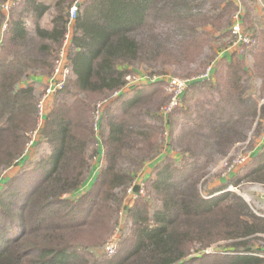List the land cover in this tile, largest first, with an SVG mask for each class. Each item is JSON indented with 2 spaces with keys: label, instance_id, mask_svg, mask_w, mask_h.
<instances>
[{
  "label": "trees",
  "instance_id": "16d2710c",
  "mask_svg": "<svg viewBox=\"0 0 264 264\" xmlns=\"http://www.w3.org/2000/svg\"><path fill=\"white\" fill-rule=\"evenodd\" d=\"M8 1L5 14L2 7ZM74 4L76 18L71 23ZM31 6L38 17L50 9L37 0H0V175L7 169L17 172L0 193V264H264V208L257 209L239 192L227 190L229 185L248 182L264 186V150L242 172L207 188L203 154L191 149L194 160L158 165L156 173L146 178V195L124 207L134 173L120 167V161L128 142L126 132L133 131L120 130L119 119L113 121L118 109L114 104L129 84V67L144 56L188 69L182 71L184 76L204 71L227 46L221 42L205 64L191 71L190 64L202 58L215 38L204 26L221 33L218 39L228 38L230 18L237 9L234 3L56 0L52 27L37 23L34 33L24 25ZM142 32H152L150 39L140 37ZM69 33L68 59L74 75L63 88L65 101L57 102L44 118L37 141L45 142L43 147L38 144L42 154L20 169L18 165L27 161L22 158L28 149L27 133L38 126V111L35 87L19 83L30 70L40 76L51 74ZM33 35L42 45L31 44ZM251 53V69L245 56L234 51L211 79L226 93L224 103L229 104L232 95L238 98L236 108L250 104L246 94L255 78L260 80L257 96L264 100V34ZM202 81H193L190 87L205 85ZM250 105L261 126L264 101ZM206 119L197 121L188 134L213 138L216 144L219 140L216 150L228 151L237 139L232 132L225 138L222 130H233L232 121L213 114L206 132ZM99 134L106 165L82 193L90 179L89 146ZM164 134L163 127L151 125L139 133L147 138L148 151L156 153L162 151ZM186 135L171 139L170 146H179ZM139 188L135 186L136 191ZM114 235L117 250L108 255L106 243ZM210 248L215 251L207 252Z\"/></svg>",
  "mask_w": 264,
  "mask_h": 264
},
{
  "label": "rangeland",
  "instance_id": "374dc122",
  "mask_svg": "<svg viewBox=\"0 0 264 264\" xmlns=\"http://www.w3.org/2000/svg\"><path fill=\"white\" fill-rule=\"evenodd\" d=\"M46 3L51 5L53 7L55 0H45ZM249 2H253L254 0H248ZM11 2L8 1V3L2 7V11L6 14V12L10 9V4ZM9 4V5H8ZM247 7V5H246ZM242 7H239L240 9ZM237 9V10H238ZM236 10V11H237ZM235 11V12H236ZM234 12V13H235ZM230 18V24L232 22V16ZM255 18V20H254ZM263 16L260 13H256L253 16V20L249 21L250 18L246 20V14L245 16L243 15L244 19V28L250 32L259 42V37H261V33L264 32V22L262 21ZM50 16L47 15L43 19V24L41 27L47 28L46 24L49 22ZM75 19H71V23ZM35 20H32L31 18H28L26 21V25L30 30L35 29ZM72 25V24H71ZM70 25V26H71ZM46 26V27H44ZM230 26V25H229ZM211 28L212 31H215L212 26H208ZM255 27H258V29H255ZM230 28V27H229ZM210 30V31H211ZM256 30V31H255ZM154 32V31H153ZM149 33H144L142 32L140 34V37H144L147 39H150V34ZM231 41V34L229 35L228 38H221V39H215L210 43V46L207 47L204 51V56H202L203 60H201V65L205 64L210 58V56L215 54V48L219 46L221 42L227 43V46L223 49L225 50ZM44 42H50V41H44ZM31 44L34 46L42 45V40L36 35H33V38L31 40ZM63 47V45H62ZM62 47L59 49L56 57L58 56L59 52L61 51ZM222 50V51H223ZM220 51L217 54V57L208 63V65L205 67L204 71L200 73H196L190 76H184L182 71H187L188 69L178 68L175 65L167 64L162 62L160 59H155L151 55H149V58L144 56V60L140 62L137 61L135 66L129 67L130 73L126 76L130 77V80H127L128 83L130 84H146L148 83H153L157 80L161 83V87L164 88L162 92L159 91V94L155 97V99L150 100L147 102V105H150L153 108H156V112L158 111L157 114L161 115L163 118V122H160V119H153L151 116L148 117V120L151 121L153 120L154 124H151L152 128H164L165 134H164V142H163V147L162 150H164L162 153H156L157 151H148V148L150 145H148V140L147 138H141V144L137 147V151H131L130 153H127L128 156H130L132 159H126L122 158L120 161V167H124L127 170H131L134 173V178L130 184V186L127 189V195L126 199L124 200V207L125 206H131L134 204V201H136L140 196H144L147 193L146 190V180L144 179V174L146 173V169L144 167V164H142L143 160L150 162L148 165L153 164L150 167V170H152L151 176H153L156 173V170L159 166H161L164 162L166 163L167 161H172L175 163H181L185 158H188V161L194 160L191 157V149L193 150H199L197 152H200L203 154L201 157V160H203L201 163L202 164H207V168L205 169L203 173V180H207L206 182V187L207 188H212L213 186L220 185L221 182H226L229 177L232 175H236L244 169L245 165L250 163L253 158L256 156L257 153L263 152L264 150V119L262 120L261 126H258V121L260 119L259 114H255L252 111V105H250L253 102H262L260 97L257 96L258 92V87L260 80L255 78L251 81L250 83V89L248 90V97L250 96V101L249 105H246L245 107H240L236 108L234 106V102L238 100L237 97L234 95L231 96L232 103L226 104L222 102L221 96L219 95L216 97V91L220 90V88H215V83L211 81L214 77H216V72L218 70L220 71L224 67V61L220 58ZM253 50L246 52L245 56V63L247 68L251 69L252 64H253V54L251 53ZM199 60V61H200ZM198 61V62H199ZM197 62V63H198ZM197 63H192L190 64V70L192 71L193 69H198L196 67ZM200 63V62H199ZM55 66H56V61H55ZM185 67H188L187 64L184 63ZM209 66H213L215 68L214 71L207 74V70ZM55 68L53 72L49 75H45L46 77V82L36 85V99H37V104L40 99L45 98V109L43 111L45 117L46 115L49 114V112L54 108V105L57 102L60 101H65L63 95V88L67 81L73 77L72 75L70 78L66 79L62 85V87H58L55 89V92L53 95L46 96V90H47V81L53 77L54 75ZM33 74H40L39 72H34V73H26L23 77L22 82L24 81H29L30 75ZM73 74V73H72ZM74 75V74H73ZM205 76V77H204ZM169 78H177L181 81H185L187 84L186 90L184 91L183 95L181 96L180 100L176 105H171L172 102V89L170 84L168 83ZM196 80H203L202 82L205 83V89H199L198 91H193L190 89V85L192 84L191 82L196 81ZM188 82H190L188 84ZM165 83V84H164ZM22 84V83H21ZM20 84V85H21ZM200 88V87H196ZM194 94H196L195 97H192ZM167 96H169V101L165 102ZM191 100V101H189ZM219 101L221 107L219 108L217 102ZM237 103V102H236ZM238 104V103H237ZM217 106V107H215ZM212 110V113H209ZM234 110V111H233ZM37 111H38V126L36 129L33 131H29L27 133V138H28V149L26 152L23 154L22 158L28 156L26 163H22L18 165V168L22 169L24 166H26L30 161L37 160L40 154H42L41 149L38 148L41 143V147L45 146V142L39 141L40 138V132H41V127L44 123L45 119L40 118V111L38 110L37 106ZM214 114V116L221 117L222 119H230L232 121V128L233 130H222V136L225 138L227 135H231V132L234 133V140L237 139L234 144L231 146V148L227 151L224 149L221 150H216L218 148V141L217 144L215 143V139L210 138L207 139L206 137L199 139L197 136H190L188 134L190 131L191 127L195 125L197 121H200L202 118H208L205 120L204 123V130L209 131L210 127L208 124V120L211 119V116ZM158 116V115H157ZM167 116V117H166ZM232 116V117H231ZM97 118V117H96ZM168 122L172 125L169 128ZM227 123V122H226ZM182 128V130H180ZM242 129V130H240ZM173 130L174 134L171 135V131ZM259 130V133H258ZM187 131V132H186ZM187 134L185 138L181 141V144L176 147H171V139L173 138H178L180 134ZM240 138V139H238ZM180 143V141L176 142V145ZM37 145V146H36ZM36 148L34 149V147ZM97 146L98 142H94L90 144L89 150H88V158H89V173H88V178H91L87 181L86 185L80 190L82 193L86 190H88L90 185L92 184V179L94 176V173H98L105 165L106 161L105 158L103 157L101 161L99 162L100 165H98L97 162ZM104 147V146H103ZM34 149V150H33ZM202 149V150H201ZM96 151V152H95ZM105 151V148H104ZM226 152V153H225ZM180 154V155H179ZM207 155V157H205ZM139 156L141 158L140 160V165H133L135 162V157ZM172 156H175L176 158L179 159H174ZM169 160H168V159ZM162 162L161 165H159ZM159 165V166H158ZM31 166V165H30ZM158 166V167H157ZM26 168H29L28 166ZM17 171V170H16ZM232 172V173H231ZM17 172L15 170L8 171L5 170L2 172L0 175V193L4 192L8 186L5 181L8 180V178H12L11 175H15ZM9 178V179H10ZM134 184H140V192H133L132 186ZM234 190L239 192L249 203H251L255 208H264V186H262L260 183H253V182H248L244 183L238 187L234 185H229L227 190ZM77 194V193H76ZM73 194V198H77V195ZM117 236H111L107 243L106 246L111 243V242H117ZM106 248V247H105ZM218 250V249H217ZM215 249L210 248L207 250V252H214Z\"/></svg>",
  "mask_w": 264,
  "mask_h": 264
},
{
  "label": "crops",
  "instance_id": "0c3cea01",
  "mask_svg": "<svg viewBox=\"0 0 264 264\" xmlns=\"http://www.w3.org/2000/svg\"><path fill=\"white\" fill-rule=\"evenodd\" d=\"M38 3H43V5L45 6H48L50 9L48 11H46L44 13V15H42L41 17H38V13L36 12V9L35 7H28L29 10L27 11V15L25 17V27L32 33H34L35 29H36V25L37 23H39L40 25H42L43 23V19L49 15L50 16V20L49 22L45 23L48 24L46 25L48 29H50L52 27V13H53V7H51V5H49L48 3H46L45 0H37ZM233 3H234V6H236V8L238 9L239 7H242L243 8V11H244V16L246 14V20L248 18H250L249 21L253 20V16L254 14L256 13H260L262 16H263V22H264V12H263V9L261 7V5L257 2V1H253V2H249L248 0H231ZM56 2V0H55ZM55 4V3H54ZM247 5V7H246ZM54 6V5H53ZM24 7H27V2L26 3H22L21 4V7L20 9L18 10V13L19 11H21ZM236 9V10H237ZM18 13L17 11L14 12V17H18ZM28 18H31L32 20H35V29L34 30H30L27 25H26V21ZM255 20V18H254ZM44 26V27H46ZM204 29L206 30H211L210 27L208 26H204ZM255 29H258V27H255ZM212 31V30H211ZM256 31V30H255ZM211 34L214 35L215 39L218 40L219 36L221 35V33H219L218 31H212ZM264 34L261 33V35ZM221 45V43L219 44ZM216 50V48H215ZM234 51H222L220 53V58L224 61V62H228L230 60V57H231V53H233ZM204 56V55H203ZM203 58V57H202ZM203 60V59H201ZM199 61L196 65V67H200V64L202 61ZM34 73L32 72L31 70L28 71V73ZM23 80V78H22ZM21 82L19 83V86H27V85H32V86H36V85H39V84H42L44 83V81L46 82V77L45 76H40V74H31L30 77H29V81H24V82ZM22 83V84H21ZM161 83L159 80L153 82V83H148L146 82V84H128L125 89L123 90V92L120 94L117 102L114 104V107L118 108L117 109V112L114 114V119L113 121L115 120H118L119 119V128L120 130H130V131H133L132 133L130 132H126V137H127V144H126V149H125V154L123 155V158H126V159H132L130 156L127 155V150L128 153H130L131 151H137V147L139 146V144H141V141H140V131L141 130H146V127L147 125H151V124H154L153 123V120L149 121L148 120V117H152L153 119H157L156 118V108H153L151 107L150 105H147V102H149L150 100H153L155 99V97L159 94V91L162 92L165 88V86H163L164 88L161 87ZM21 84V85H20ZM165 84V83H164ZM200 87V86H198ZM205 87V85L201 86L200 88H196V87H190L191 90L193 91H198L199 89H203ZM215 87H216V83H215ZM36 89V87H35ZM205 89V88H204ZM223 88L221 87L220 90H222ZM218 90L216 91V97H218L219 95L221 96L220 99H222V102H224V99H225V95L226 93L223 92L221 93V91ZM225 93V95H224ZM196 94H194L192 97H195ZM191 101V100H189ZM264 100H262L263 102ZM232 99L230 101V103H232ZM221 103V102H220ZM219 101L217 102L216 105H218V107L220 108L221 105H220ZM217 107V106H215ZM209 113H212V110L209 109ZM234 111V110H233ZM232 117V116H231ZM168 125H169V128L172 126L169 122H168ZM197 124L195 123V125H193L194 127L196 126ZM158 128V127H157ZM191 129V128H190ZM204 129V128H203ZM106 130V128L104 129ZM182 130V128L180 129ZM103 135V133H102ZM98 136V146H97V162H98V165L96 166H99L100 165V161L101 159L104 157V147H103V143H102V139L100 137V134L97 135ZM164 150L161 151V153L163 152ZM180 155V154H179ZM174 159H179V158H176L175 156H172ZM28 156H26L24 159L27 160ZM135 162L133 163V165L137 166V165H140V160L141 158L139 156H136L135 158ZM150 162L143 160L142 164H144V167L147 168L146 169V173L143 175L144 176V179L148 178L151 173H152V170H150V167L153 165H148ZM162 164V163H160ZM159 164V165H160ZM96 175V172L94 173V176ZM93 176V177H94ZM91 179V178H90ZM89 182V181H88Z\"/></svg>",
  "mask_w": 264,
  "mask_h": 264
},
{
  "label": "built area",
  "instance_id": "2783aa9c",
  "mask_svg": "<svg viewBox=\"0 0 264 264\" xmlns=\"http://www.w3.org/2000/svg\"><path fill=\"white\" fill-rule=\"evenodd\" d=\"M257 1L264 12V0H255ZM76 4H74L71 9H70V21L71 19L76 18ZM244 11L243 8L238 9L232 16V22L230 24V34H231V41L229 46L224 50V51H235L238 52L242 55H245L246 52L253 50L258 41L257 39L244 28V19H243ZM6 27V24H4V28ZM70 38L71 35L70 33L66 35V39L64 41L63 47L61 51L59 52L58 56L56 57V66L54 65L55 71L54 75L52 78H50L47 81V90H46V96H52L53 93L55 92V89L58 87H62L64 81L70 76H73V70L71 63L68 59V53L70 50ZM215 68L213 66H209L207 70L208 73L214 71ZM205 77V76H204ZM127 80H130V77L126 78ZM168 83L171 86V89L173 91L172 93V102L171 105H176L178 101L180 100L181 96L183 95L184 91L186 90L187 84L185 81H181L177 78H169ZM190 82H188L189 84ZM45 98H42L38 102V110L40 111V118L44 119L45 115L43 113L45 109ZM99 110H100V105H98V110L96 112V117L98 118L99 116ZM135 186H138L141 188L140 184H134L132 186L133 192H140L135 190ZM116 237V236H115ZM106 251L108 255H114L116 250H117V242H111L106 246Z\"/></svg>",
  "mask_w": 264,
  "mask_h": 264
}]
</instances>
